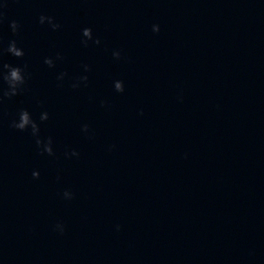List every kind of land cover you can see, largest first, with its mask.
<instances>
[{
  "label": "water",
  "instance_id": "water-1",
  "mask_svg": "<svg viewBox=\"0 0 264 264\" xmlns=\"http://www.w3.org/2000/svg\"><path fill=\"white\" fill-rule=\"evenodd\" d=\"M0 264H264V0H4Z\"/></svg>",
  "mask_w": 264,
  "mask_h": 264
},
{
  "label": "clouds",
  "instance_id": "clouds-1",
  "mask_svg": "<svg viewBox=\"0 0 264 264\" xmlns=\"http://www.w3.org/2000/svg\"><path fill=\"white\" fill-rule=\"evenodd\" d=\"M4 4V0H0V6H3ZM39 22L41 24H44L45 22H47L49 25L52 26L53 29L59 28L60 26L56 23L53 22V18L50 16H44L41 15L39 18ZM11 28L12 31L15 33L17 31L18 25L15 21H13L11 23ZM152 31L153 32H159L160 31V27L158 24H154L152 26ZM83 36L86 37L87 39L84 40L83 42L85 44H87L88 40H91L92 37V33H91V29H84L83 30ZM97 44H99V40L95 41ZM8 53H10L11 55L15 56V57H22L24 55V52L21 48H18L16 45L15 41H12L8 48H7ZM113 56L117 59H119L120 57V52L119 51H114L113 52ZM46 64L49 65V67L53 66V60L52 59H46L45 61ZM4 69H6L7 71H5L2 75H3V82L6 83L7 85V89L4 91L3 95L6 97H12L17 95L21 90L22 87L24 86L25 82H26V73L25 70L19 66H13L11 64H4ZM87 66H85V71H87ZM58 79H63V74H61L60 77H58ZM81 81H87V76H83L80 78ZM74 88L79 87V82L74 83L72 85ZM114 87L115 90L117 92H123L124 91V86L123 83L121 81H116L114 83ZM48 119V113L47 112H43L40 115V120L41 121H46ZM12 127L21 130V131H25L27 129H31V135L33 137L36 138V144L38 147H40L42 149V152H46L48 155H52L53 154V148H52V140L51 138H48V140L45 142L43 140L40 139V127L39 125L32 119L31 114L29 113V111H27L26 109H22L19 114H18V119L14 120L12 123ZM82 130L87 133L88 132V125L85 124L82 128ZM66 155H70V156H78L79 153L76 151H72L70 154L66 153ZM34 178H38L39 177V172L34 171L32 173ZM64 198L65 199H71L72 198V193L69 191H65L63 193ZM57 229L60 230L61 232L63 231V225H57Z\"/></svg>",
  "mask_w": 264,
  "mask_h": 264
}]
</instances>
